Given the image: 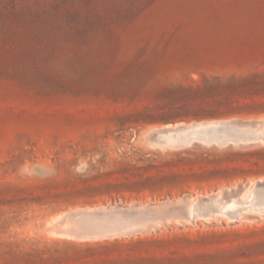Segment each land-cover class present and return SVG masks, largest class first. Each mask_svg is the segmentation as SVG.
Returning a JSON list of instances; mask_svg holds the SVG:
<instances>
[{
  "label": "rangeland",
  "instance_id": "1",
  "mask_svg": "<svg viewBox=\"0 0 264 264\" xmlns=\"http://www.w3.org/2000/svg\"><path fill=\"white\" fill-rule=\"evenodd\" d=\"M262 184L264 0H0V264H264Z\"/></svg>",
  "mask_w": 264,
  "mask_h": 264
},
{
  "label": "bare ground",
  "instance_id": "2",
  "mask_svg": "<svg viewBox=\"0 0 264 264\" xmlns=\"http://www.w3.org/2000/svg\"><path fill=\"white\" fill-rule=\"evenodd\" d=\"M216 124V123H215ZM261 181L263 180V179H260ZM238 187V186H237ZM233 189V188H232ZM231 189V190H232ZM227 192L229 193V191L227 190ZM213 194V193H212ZM212 194H209L210 196L212 195ZM214 194H216V193H214ZM225 194H226V192H225ZM188 196V195H187ZM216 197H218L217 195H215ZM191 197V196H190ZM202 197V196H201ZM189 198V197H188ZM221 198V197H220ZM184 199H186V197L184 198ZM197 199V198H196ZM168 200V199H167ZM171 200V199H170ZM170 200H168V201H170ZM182 200V199H181ZM198 200H200V197L198 198ZM197 200V201H198ZM194 201V200H193ZM196 201V202H197ZM157 202V201H156ZM192 202V201H191ZM120 203V202H119ZM134 203V202H133ZM135 204V203H134ZM156 204V203H155ZM192 204L193 203H190V208H189V213L191 214L192 213ZM194 204H195V202H194ZM123 205V204H122ZM235 205V202L234 201H231L230 203H227L226 205H224V209L225 208H230V207H233ZM196 208H197V206H196ZM193 210H197V209H193ZM85 211V210H84ZM214 214V213H213ZM231 216V215H230ZM191 217H193V216H191ZM178 218V217H177ZM218 220V219H217ZM151 226H153V225H151ZM138 232V231H137Z\"/></svg>",
  "mask_w": 264,
  "mask_h": 264
},
{
  "label": "water",
  "instance_id": "3",
  "mask_svg": "<svg viewBox=\"0 0 264 264\" xmlns=\"http://www.w3.org/2000/svg\"><path fill=\"white\" fill-rule=\"evenodd\" d=\"M262 186H264V184H262Z\"/></svg>",
  "mask_w": 264,
  "mask_h": 264
}]
</instances>
